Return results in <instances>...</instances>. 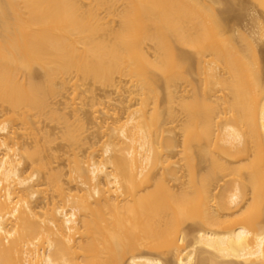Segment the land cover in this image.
I'll return each mask as SVG.
<instances>
[{
	"label": "bare ground",
	"instance_id": "obj_1",
	"mask_svg": "<svg viewBox=\"0 0 264 264\" xmlns=\"http://www.w3.org/2000/svg\"><path fill=\"white\" fill-rule=\"evenodd\" d=\"M262 15L264 0H0V264H264ZM94 86L124 97L104 96L105 140L82 155L84 118L52 101L96 105ZM43 118L65 125L67 175Z\"/></svg>",
	"mask_w": 264,
	"mask_h": 264
},
{
	"label": "rangeland",
	"instance_id": "obj_2",
	"mask_svg": "<svg viewBox=\"0 0 264 264\" xmlns=\"http://www.w3.org/2000/svg\"><path fill=\"white\" fill-rule=\"evenodd\" d=\"M226 10H228V9H226ZM240 11H242V10H239V11L237 10L236 12L233 11V13L230 12V17H228V18L232 19V25L233 26H236V27L239 26V28H242L243 30H246V31L249 30L250 31V27L253 25L252 24L253 22L250 19L251 17L250 16H245L244 13H241ZM226 14H224V15L227 17ZM224 15H223V17H224ZM231 15H232V17H231ZM228 16H229V12H228ZM262 17L264 19V15H262ZM233 19H235V20H233ZM262 48H264V47H262ZM260 55H262L261 52H260ZM263 63L264 62H262L261 64H263ZM94 89H95V93L94 94H97L96 98H98L99 101L101 100L100 101L101 103L97 104L98 100L95 99L93 101H96V105L92 106V104H91L92 102H90L91 99L89 101V98L87 100H86V98H84L85 99V102H84L85 105L82 103V107H81V105H80L81 102H78L76 100L75 101L76 104L77 105L79 104L77 106V108H78L77 111L73 110L76 107V104L74 103L73 106L70 104L71 103V99H70L71 97H70V94H69L70 91H65L63 93V95L56 97L52 101L53 102L52 105L56 109V111H57L56 113H58L59 115H67L68 113L70 114V112L72 111L73 113L78 112V115L80 114V116L82 118H84L82 120L83 121L85 120L84 123L86 124L85 126L87 127V129H86V131L84 133H82L83 142H82V145H80L79 150H78L82 155H86L85 153H88V151H87V150H89L88 147H90V145L92 143L99 141V145H101V143L105 140V138H103V136H104L103 132L104 131H99L98 130L99 127L97 125H98L99 122H96L97 125L96 124L95 125L92 124L95 120L97 121V118H98V120L100 119L102 121V119L105 118L104 113H105V115L107 117V114H108L107 112H108V109H109L110 106H109V103L107 102L108 98L106 99V97H104V96H106L108 94L107 97H110V99L112 98L111 104L112 105H116V106H118L117 102L119 101V99L124 97V96L123 97H119L116 94L112 95L111 93H107L108 90H105L104 88H101L99 86H94ZM64 96H65V98H64ZM99 101H98V103H99ZM65 102H67V104L69 103L70 106L69 105L68 106L70 108L66 107L67 109H65ZM72 102H74V101H72ZM124 105H126V103H124ZM161 105L163 107L165 105V103H163V104L161 103ZM79 108L81 109L80 111H79ZM85 113H87V115ZM78 115H76V116H78ZM80 116H78V118ZM88 116L90 118L89 120L86 119ZM71 117L68 118L69 120L71 119V124H76L74 122H76L77 120L76 121L74 119L72 120V118L75 117V116H73L72 118ZM75 119H77V117ZM40 127H41L40 129H42V132L48 133L50 135L52 141H53L51 146H50L51 154H54L56 156V159L55 158L51 159L52 164H53V168L55 169L56 172L59 171V172H62L63 174L67 175L69 173V171L71 170V168H72V164H73V162H72V154H73L74 149L62 137L63 133L65 131V125H64L63 121L62 120L51 121V120H49L47 118H43L41 120ZM180 149L181 148H178L177 150L174 151L176 153L178 152L177 154H174V155H176V157L172 154L174 156L173 161L177 163L176 167H178V168L183 164V162L180 159V155H178ZM50 152L48 153V155H50ZM63 179L66 180L67 177H64ZM165 180H166V183L168 185H173L174 187H179L180 186V182L171 180L169 176H165ZM201 224H202V222H201L200 219H198L197 217H191L190 219H188V221L186 222V224L184 226H185V228H187V227H191V226L193 227V225L196 226V225H201Z\"/></svg>",
	"mask_w": 264,
	"mask_h": 264
}]
</instances>
